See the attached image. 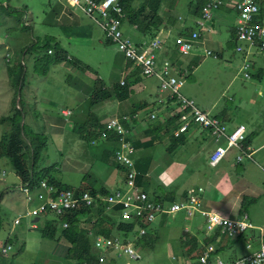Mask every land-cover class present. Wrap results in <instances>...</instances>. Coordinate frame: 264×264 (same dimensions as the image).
I'll list each match as a JSON object with an SVG mask.
<instances>
[{
  "label": "rangeland",
  "instance_id": "1",
  "mask_svg": "<svg viewBox=\"0 0 264 264\" xmlns=\"http://www.w3.org/2000/svg\"><path fill=\"white\" fill-rule=\"evenodd\" d=\"M57 1L0 0V118L12 114V101L16 95L17 87L15 81L14 83L12 82L14 79L11 78L10 74L12 68H17L19 59L17 51L20 50L12 46V50L8 51L5 49V45L7 42H11L12 44L14 42L17 43L16 38L21 36L25 46L30 43H35V45L32 65L30 61L32 55L23 56L27 60V62L24 61L28 71L27 74L25 73L24 88L22 92L17 91V97L18 100L22 98V102L26 101L29 104V112H26V116L24 117L25 121L32 126L31 128L35 130V133H43L48 136V146L44 152L42 165L45 167H55L56 170L53 172L54 178L65 186L73 188L91 186L94 188L93 190H99L100 184L98 185L96 182L92 183L90 181L91 177H93L92 171L95 169L97 171L95 175H98L103 168L109 169V165L111 164L90 161L91 156L87 158V153L84 154L83 151L87 152V150L90 151L92 149L96 151L97 142L104 140L97 139L96 143L85 142L80 137V129L72 130L71 124L68 122V120L74 123L75 121L81 122L84 120L85 115L89 113L88 111L86 113V109L84 108L86 104L76 108L78 102L75 100L76 104L69 103V100L66 99L67 95H64L61 97L60 103L55 105L50 103L47 93L52 91V88L55 87L54 85L60 86V82L65 83L66 86L75 88L78 91L77 94L82 99L88 93L95 91L96 87H100L103 84L105 85L104 87L110 88L112 91L130 89L134 92V90L137 91V87L132 86V76L129 75V72L126 75L127 69L124 65L126 58L116 44L104 39V34H102L103 32H101L102 30L97 23L95 24L91 17L82 11L80 7L71 6L67 0H65L67 3L62 1L58 3ZM170 1L172 2V0H162L163 7L169 8ZM176 1L177 8L172 11L176 20L180 14H189L190 1L193 2L194 8L199 2V0ZM8 5L9 10L7 9ZM7 11H9L11 17L7 16ZM20 18L23 30L20 29V25L17 22ZM9 20L11 22H8ZM31 20L37 22L35 30L34 28L27 27L29 23H26ZM88 23L92 24L93 27L95 26L97 36L102 37V43H99L100 37H93L91 43H89L88 38H86L87 33H83V30L80 28V25L85 26ZM70 24L75 27V31L73 28L68 27ZM17 25L19 26L18 30L20 33L16 29H13ZM124 28L127 31L130 27L124 25ZM172 35L174 39L177 36L176 32H173ZM47 36L55 37L63 45L66 52L74 56L72 61H68V65L74 67L73 70H69L67 66L54 63L51 64L48 73L43 75L44 67H42V61L49 58L45 56L48 44L45 43ZM128 36L134 42H138L139 40L136 30L133 28L129 29ZM182 55V59L188 57V55ZM9 56L13 58L11 57L9 60ZM176 57L179 58L177 53ZM259 58H256L257 62ZM13 59H15L16 64L10 66L13 63ZM75 63L77 67L74 66ZM225 64H227L225 60L214 56L197 58L194 64H190L189 70L185 69L182 75H177L183 81L180 93L188 98L191 96L196 104L206 106L210 112H217L219 109L226 108L229 113H233L237 122L247 126L252 138L253 149L257 150L253 153L252 161L244 160L243 164L235 162V153H228L229 155L219 165L220 168L229 167L228 174L230 175H228V178L232 185V191L221 194L220 196L222 197L216 198V200H211L206 195H203V197L205 198L206 205H210L208 206L209 208L225 215L238 214L241 201L244 200L246 202L245 211L249 214L250 221L264 231V96L259 94V88H264V82L260 83L256 81V77L253 76L245 78L241 71L239 72L236 69L230 70L226 68ZM228 64L232 63L228 62ZM58 65L59 68H54ZM195 65H199V67L196 68ZM238 68L239 66H237ZM138 75L139 78H142L140 72ZM93 76H96V78L93 79ZM98 78H100L99 81H97ZM47 79H50L51 83H48ZM123 81L127 82V85H122L121 82ZM144 81L149 84L151 81H155V78H151L150 80L143 79L142 82ZM152 88V94L157 96L158 94L166 95V93L156 88L154 84H152ZM73 97L70 98L74 100ZM146 98L147 101L152 99L150 97ZM82 99L80 100L82 101ZM9 100L11 101L10 104ZM115 105L113 102H109L104 108L105 111L100 113L99 117L105 116L106 118H110L118 116L120 112L114 107ZM63 107L72 108L75 113L72 116H65L62 113ZM210 114L215 115L214 113ZM83 115L84 118L81 119ZM68 123L70 126H68ZM9 129L10 124L8 122L0 125V141ZM59 134L61 136H57ZM184 156L187 157L185 154ZM207 156L206 151L203 156L195 161H198V165L203 164L199 160H204ZM209 165L211 167L210 160ZM111 166L110 169L113 173H118L116 168L113 165ZM211 171L212 169L210 168L206 170V165L204 171L201 170L200 173L204 175L201 177L203 182H205L204 178L206 175ZM182 180L185 184L190 181L188 173ZM14 181L16 183L21 182L16 177V172L8 159L0 158V194L4 186L3 183L11 184ZM226 181L227 178L221 180L222 183ZM227 188L229 190L226 184L224 189L227 190ZM251 199H253L252 202H250ZM35 201L38 202V200ZM36 202L35 206L38 205ZM0 212L2 213L1 205ZM49 217L52 218L54 216L50 215ZM3 218L6 220V227L9 222V241L12 243L13 249L8 254L1 252V257L6 260L13 259L10 264H59V261L51 258L52 256L61 257L58 252L63 250L62 242L58 239V236L61 235V225L58 222H56L57 224L54 228L55 237L52 239L43 236V232L41 233L38 230L30 228L34 220L31 216L23 215L21 217L22 223L15 227H13L14 214H9V216ZM162 218H164V226L158 223V220ZM194 219H198L199 224L204 221L202 217L200 218V215H196L193 218L186 217V219L181 218L180 214L161 215L149 226V236L140 237L136 243L137 247L139 246L140 259L135 260L127 257L121 264H125L128 261L131 264H176L175 260L172 259V254L183 252L182 244H184V240H182V235L186 240L190 241L182 230L186 229V226ZM44 222L46 220L43 219L40 224L43 225ZM110 224H105L104 227L106 229L103 232L107 234L108 232H114L116 235L121 234L117 233L115 227ZM157 229L158 231H156ZM200 230L202 232L204 228L200 227ZM258 232L259 230H257ZM1 244L3 242L0 243V249L2 247ZM253 246H257V243L254 242ZM49 247H52V249L47 251ZM189 248L192 250L193 245ZM225 252L227 254H224L223 257H227V255L239 257L247 254L249 250L246 248L245 240L241 239L225 249ZM64 258L66 259V254H64ZM67 262L74 264L70 260H67ZM0 264L6 263H2L0 260Z\"/></svg>",
  "mask_w": 264,
  "mask_h": 264
},
{
  "label": "built area",
  "instance_id": "2",
  "mask_svg": "<svg viewBox=\"0 0 264 264\" xmlns=\"http://www.w3.org/2000/svg\"><path fill=\"white\" fill-rule=\"evenodd\" d=\"M71 6H78L103 30L105 37L119 48L127 61L133 63L135 68L145 77L155 76L160 83V91L167 94L161 101L176 100L179 105L178 128L176 135L188 132L192 127L206 129L218 143L210 154L211 166H218L232 150L237 151L236 163L252 160L256 151L251 144H245L248 132L244 125L229 130L227 123L218 117L201 109L196 102L180 93L183 81L175 74L174 65L170 59H165L161 64L158 61L159 51L165 47L166 37L160 34L142 43L134 42L123 31V23L128 13L119 0H67ZM226 4V0H208L201 12L198 24L204 28L205 24L213 18V13ZM258 0H239L236 4L237 19L235 25V51L243 56L238 71L245 78L255 77L257 67L252 56L260 53L264 56V22L258 18L260 13ZM200 37L199 31H192L189 35H178L174 43L181 54L188 55L194 50V44ZM52 53L51 50H49ZM204 55L219 57L210 49H204ZM227 67L231 69V66ZM124 84V81L122 82ZM64 115L70 114L69 110L63 111ZM175 115V116H176ZM155 113L151 118H156ZM128 115L115 116L106 122V131L117 133L118 146L114 150L116 162L125 173L124 181L119 188L108 192H91L87 189L58 188L42 182L37 189L39 204L29 209L24 215L33 218H43L48 215L58 217L66 212L85 210L96 204H104L107 211L120 206V216L123 220H137L136 231L128 237L121 234L108 236L99 235L95 240L98 250L96 264H110L113 258L128 257L140 259L136 245L140 237L147 234L148 228L161 215L184 214L188 218L200 215L204 231L199 234L194 230L186 231L190 239L187 246L193 244L191 252L182 255H173L172 259L180 264H264V231L250 221L247 212L234 215H225L209 208L204 200L202 188H190L182 198L172 201L154 198L137 183L138 170L135 162V146L130 138V129L125 125ZM103 137H106L104 134ZM96 143V141H93ZM27 193L28 186L24 187ZM21 217L15 220L18 224ZM142 222L143 226L139 225ZM37 227V222H32ZM65 228L68 222L63 224ZM257 230L259 232L257 233ZM199 235V236H198ZM246 235L245 245L249 252L245 255L226 259L217 253V246L221 238L236 239ZM198 242L194 244V237ZM210 237L206 243L205 239ZM257 246H253V243ZM224 245V244H223ZM13 249L6 244L1 248L3 254H8ZM199 250V251H198ZM88 264V263H84ZM125 264H131L129 261Z\"/></svg>",
  "mask_w": 264,
  "mask_h": 264
},
{
  "label": "crops",
  "instance_id": "3",
  "mask_svg": "<svg viewBox=\"0 0 264 264\" xmlns=\"http://www.w3.org/2000/svg\"><path fill=\"white\" fill-rule=\"evenodd\" d=\"M59 1L66 2L65 0H58L57 2L59 3ZM238 1L239 0H226V4L221 9H217L216 11H214L213 18L205 24L204 28H201L198 24V20L201 16L200 15L201 8L202 6H204V3L200 4L201 6L200 10L196 12L193 2L190 1L189 14L187 15L180 14V16H178L176 20V18L172 14V11L177 8L176 0H172V2L171 1L169 2L170 3L169 8L163 7L162 0H134L126 6L128 16L123 23V31L125 35L128 36V31L130 28L136 30L137 36L139 37L138 42L135 41L136 43H142L144 41L150 40L157 34H160L162 37H166L167 41L165 43V47L159 51L158 61L161 64L165 59H170L174 65L175 68L174 72L176 75H182L185 69L186 70L190 69V64H194V61H196L197 58H202L203 56H206L203 54L204 49H210L215 53H217L219 55L218 58H222L223 60L226 61L227 63L225 64L226 68H228L227 67L228 65L231 66L230 70L232 69L238 70L239 68L237 69V66L240 67V64L242 63V59H243V56L235 51V46L237 44V41L235 39V25L237 19L236 4ZM151 2L152 4L151 6H149ZM258 2L261 8L258 18L264 22V0H258ZM144 3L146 4V6L142 8ZM154 9H156V12H154ZM7 16L11 17V15L8 14ZM8 22H11V20H9ZM26 24H28L29 26H31V28H34L35 30V26L37 22L31 20ZM124 25L130 28L127 29L126 31ZM68 27L73 28V30L75 31L74 29L75 27H73L71 24ZM80 28L83 30V33H87L86 38H88L89 43H91L93 37L94 38L100 37L101 39L99 43L103 42L102 37L99 35L97 36L95 26L93 27L92 24L88 23L85 26L80 25ZM13 29L19 31L18 28H16V26H14ZM196 30L199 31L200 37L194 44L195 46L194 50L190 54H188V57L186 59H182L181 56L183 55L176 48L174 43L175 39L173 38L172 33L176 32L177 36L178 35L187 36L192 31H196ZM101 32H103V30ZM102 34H104V32ZM31 36L32 38L34 37L33 34ZM16 39H17V43L14 42V44H12L11 42H7L5 45V49L11 51L12 46H15L17 49H22V47L25 46L22 37L18 36ZM104 39H106L105 34H104ZM175 53H177V56H179L178 60H175L176 59ZM68 56L71 61L74 59V56L70 55L69 53ZM11 57L12 56H9V60ZM25 57L23 58L22 62L23 64L26 65L25 61L27 62V60ZM33 57L34 54H32L30 59L31 65H32ZM257 57H260L258 62L256 61ZM252 58L257 63V67L254 71L256 81L263 83L264 56L261 55L260 53H256L252 56ZM228 62L232 64H228ZM15 64H16L15 59H13V63H11L10 66H14ZM58 64L67 66L69 70L74 69L73 66L68 65V61ZM124 65L127 69L126 75L129 72V75L132 76V86L137 87V91L134 90V92L130 89H127L129 90V92H126L127 94H125L124 99L119 97V95L116 93L117 91L114 92L112 91V89L106 87L109 91L112 92V95L107 100H103L95 105H91L90 99H91V95L93 94V91L91 93H88L86 97L82 99V97H80L77 94L78 91L75 88L66 86V84L63 82H60L61 84L60 86H57V84L54 85L55 87L52 86L53 87L52 91L47 93V97L49 98L50 103H53L55 105L57 103H60L59 101L61 97L64 95L65 96L67 95L66 99L69 100V103L76 104L78 102L76 108L79 106H84V104H86L84 108L86 109V113L87 111L89 113L85 115V118L84 115L83 117H81V119L84 118V120H82L81 122L75 121V123L68 120V122L71 124L72 130L74 131L77 130L78 128L79 129L81 128V124H83L86 121L90 112L95 113L100 123L106 124V122L113 117L106 118L104 116L100 118L99 115L100 113H103L105 111L104 108L109 104V102H113L114 104H116L114 107H116V109H118V111L120 112L118 116L128 115L129 118L127 122V127L130 129V138L136 149L134 155L135 162L136 163L138 162L139 164L136 166L138 167L137 170L140 176L138 180L139 182L138 185L143 190L147 191L152 197L154 196L164 197L167 195L168 196L171 195L174 196L175 199H179L182 198L187 192V190H189L190 188H195V189L202 188L204 190L203 195H206L207 198H210L211 200H216V198L222 197L220 196L221 194L231 192L232 185L231 182H229L230 180L228 178L229 177L228 175H230L228 174L229 167L227 166L225 168H220V165L216 167L213 166L210 167L209 165L210 154L218 146V143L214 140L212 135L206 129L200 127H192L188 132L181 135H176L174 131V135L177 138H179L178 141L179 143L174 150L169 152L168 148L174 142L173 140H175L176 138H174L173 140H169L170 138L169 136L171 135L167 133V130H165L162 125H166V122L170 118L178 114L179 111L178 102L176 100H168L162 102L161 99L163 97H166L167 94L165 96H163L162 94H158V96L152 94L153 93L152 84H154L156 88L160 89V83L157 77L155 76L145 77L142 75V78L141 77L139 78L138 73L140 71L135 68L133 63L125 60ZM74 66L77 67V64L75 63ZM195 66L196 68L199 67V65H195ZM15 68H12V71H14ZM54 68L56 69L59 68V65L55 66ZM27 71L28 70L26 69V74ZM94 78H96V76H93V79ZM151 78H155V81H151L149 84L146 81L142 82L143 79L150 80ZM99 79L100 78H98L97 81H99ZM46 81L48 83H51L50 79H47ZM52 82H54V80H52ZM122 85H127V82L124 81V84ZM103 86L105 85L103 84ZM259 91H260L259 94L260 95L262 94L264 96V88L263 87L259 88ZM28 96H29V92H28ZM70 97H73L74 100H72ZM146 97H150L152 99L147 101ZM80 99H82L83 102ZM10 103L11 101L9 100V104ZM24 103L27 112H29L28 102L24 101ZM199 107L205 111H208L209 113H214L215 114L214 116L226 122L229 130H234L237 126L244 125L248 132L247 126L243 123L237 122L235 120V115H233V113H229L226 108H222L221 110L219 109L217 112H210L206 106L200 105ZM66 110H69L70 112V114L67 116H72L75 113L74 110L69 107H63L62 113L63 111ZM153 113L157 115V117L154 119L151 118V114ZM70 124L68 126H70ZM155 127H161V130L151 132L152 129H155ZM249 135L250 132H248V136ZM57 136H61V134ZM159 137H161V139H159ZM152 142H155V145L153 147L152 146L150 147V143ZM97 144L98 145L95 147L96 151L92 149L90 151L87 150V152L83 151V153L84 154L87 153V158L91 156L90 161L109 163L113 165L118 171V173H113V171L110 169L112 166L108 164L109 169L103 168L101 170V173H99L98 175L97 174L95 175L97 171H95L94 169L92 171L93 177H91L90 181L92 183L96 182V184L98 185L100 184L99 190H95L97 192H100L101 189H106L110 191L119 188L124 181L125 173L123 169H121L116 165L114 160V150L118 146V142L108 140V141L97 142ZM251 145L253 146L252 142ZM206 151L208 155L207 158L204 160H199L203 164L198 165L197 164L198 161L195 160L203 156ZM230 153H235L234 156V160H235L237 151L232 150L229 152V154ZM184 154L187 157H185ZM205 165H206V170L210 168L212 169V171L208 175H206V177L204 178L205 182H203V179L201 180V177L204 175L201 174L200 172L201 170L204 171ZM93 168H94V163H93ZM187 173L190 176V181H188V183L185 184L182 178ZM16 177L21 181L17 173H16ZM223 178H227V181L225 183L221 182ZM3 184L4 186L2 187L1 189L2 192L0 194V205L2 208V213L0 212V217L3 219L4 222V226L2 224L3 228L0 230V243L3 242V244H1L2 247L6 244L12 245V243L9 242L10 239L9 238L10 235L8 234L9 222L7 223V227H6V222H5L6 220L3 217L9 216V214H14L13 227H15L16 225L22 223L21 220L20 223L16 224L15 220L19 217H22L29 209L33 208L36 205L35 200H37L36 199L37 190L32 193H27L24 190L25 186L22 183V181L20 183H16V181H14L11 184L8 183H3ZM226 184L229 187V190L228 188L227 190L224 189ZM91 188L92 190L94 189L91 186H85L79 189H91ZM36 203L39 204V202ZM111 212H113L111 213L113 216H116L115 211L111 210ZM180 215L181 218L186 219L184 214H180ZM47 217H43V219L47 220ZM36 219L39 220L36 221ZM43 219L34 218L32 222H39V223L37 227H34L31 224L30 228L33 230H38L42 233L45 230V225H44L45 222L43 223V225L40 224V222ZM197 220L198 219L192 220L190 224L186 226L187 228L182 230L185 235L187 234L186 231H188V229L194 230L198 234L200 233L201 230L199 226H201L203 221L199 224V220L198 221ZM158 223L161 226H164L165 223L164 218L159 219ZM156 231H158V229ZM198 236L193 238V240L194 239L196 240V241L194 240L195 243L198 242L199 239ZM45 237L54 239L53 237L50 236H45ZM59 240L62 242V246H63V250H60L61 252H58L60 253L61 257L57 258L52 256L51 258L56 261H59V264H70L67 262V259L64 258V254H66L68 249V244L65 238L61 237ZM182 240H184V244H182L183 252L179 254L173 253L172 255H182L192 251L189 248L190 246H187V244L190 242L186 240L183 237V235H182ZM51 249L52 247H49L47 251H50ZM114 259H116L117 262L119 261L120 263H122L127 259V257H121V258L115 257ZM33 264H37V263H33ZM176 264H180V263L176 262Z\"/></svg>",
  "mask_w": 264,
  "mask_h": 264
},
{
  "label": "trees",
  "instance_id": "4",
  "mask_svg": "<svg viewBox=\"0 0 264 264\" xmlns=\"http://www.w3.org/2000/svg\"><path fill=\"white\" fill-rule=\"evenodd\" d=\"M134 0H119L121 5H123L126 9V6ZM208 0H199L197 6L195 7V11L198 12L200 10V4L206 3ZM152 2L149 4L151 6ZM146 4L142 6L144 8ZM203 7V6H202ZM9 10V5L7 6ZM202 10V8H201ZM127 11V9H126ZM153 11V10H152ZM156 12V9H154ZM128 13V12H127ZM8 15H11L9 11H7ZM155 14V13H153ZM201 15V14H200ZM21 18L19 19L18 24L20 25V29L23 30L21 26ZM19 26L17 25L16 28ZM31 28V26H27ZM45 43L47 44V52L45 56L49 57L46 60L42 61V67H44L43 75L48 73V69L50 68L51 64L54 63H62L65 61H69V56L62 44L55 39L53 36H47L45 38ZM54 43V44H53ZM34 45L35 43H30L27 46H23L18 52V63L17 68L14 71H11V78L14 80L12 81L16 84V95L12 101V110L11 115L2 116L0 118V125L8 122L10 124V129L2 136L0 141V158H6L12 165L15 172L20 177L24 186H28L30 188V192H34L37 189H40L42 186V182H46L54 187L62 188H73L70 186H65L62 182L55 179L53 176V172L56 170L55 167L49 166L45 167L42 165L44 159V152L48 146V136L41 133H35L34 129H32L24 119L26 116V108L25 103L22 102V98L18 100L17 91H21L24 88L25 77H26V65L23 64V56L32 55L34 54ZM52 51V53L49 52ZM28 53V54H27ZM176 54V53H175ZM175 60L178 58L175 56ZM37 60V59H36ZM174 60V59H173ZM14 84V85H15ZM91 95V105H95L103 100H107L111 95L112 92L109 91L103 85L100 87H96ZM117 90H114L116 92ZM126 92L129 90H120L116 93L119 95L120 98H125ZM178 117L173 116L170 118L166 125H162L169 136V140H173L174 142L169 146L168 150L171 152L174 150L177 145L179 138L174 135V131L178 128ZM127 126V123H125ZM44 128V127H43ZM161 127H155L152 129L151 132L159 131ZM81 138L88 143L96 141L97 139H103L104 141H118L117 133L108 132L106 131V124L100 123L98 118L96 117L94 112H90L86 121L81 124V128L79 131ZM104 134L106 137H103ZM161 139V137H159ZM252 138L251 135L247 136L245 144H251ZM155 142L150 143V147L154 146ZM115 163L118 167V163L116 162V158L114 155ZM139 165L138 162L136 166ZM121 168V167H120ZM138 168V167H137ZM139 174L137 176V183L139 184ZM79 189V188H76ZM91 192H97L92 189H87ZM100 192H108L106 189H101ZM147 192V191H146ZM148 193V192H147ZM158 199H167V200H174V196H164V197H155ZM253 199L250 200L252 202ZM246 202L244 200L241 201V205L237 213L247 212L245 211ZM116 212V216H113L111 213L107 211V206L104 204H96L91 206L85 210H79L75 212H66L63 215L58 217H52L46 220L45 222V230L43 231L44 236L55 237L54 228L56 226V222L61 225V235L58 236V239L65 238L68 249L66 252V259L72 261L74 264H84L85 262L88 264H96L98 260V250L95 248V240L101 234H106L108 236L116 235L113 233H105L103 232L106 228L104 227L105 224L111 223V226H114L117 233H121L122 236L128 237L130 234L136 231L138 226L137 220H123L120 216L121 207L118 206L114 210ZM118 216V217H117ZM161 217V216H159ZM65 222L69 223V226L65 228L63 224ZM3 222L0 218V230L3 228ZM142 222H139V225H142ZM147 234L143 235V237L149 236V227ZM54 235V236H53ZM184 237V236H183ZM186 237H191L190 235H186ZM244 239L246 241V235H242L236 239H226L225 237L221 238V243L217 246V253L224 256L227 254L225 249H227L230 245L238 242L239 240ZM195 240V239H194ZM196 241V240H195ZM206 243L210 241V237L205 239ZM10 242V241H9ZM194 244H196L194 242ZM224 244V245H223ZM193 245V244H192ZM226 259L228 258H236L232 255L225 256ZM0 260L2 263L10 264L13 259H4L1 257L0 251ZM110 264H121L119 261L117 262L116 259H112Z\"/></svg>",
  "mask_w": 264,
  "mask_h": 264
},
{
  "label": "water",
  "instance_id": "5",
  "mask_svg": "<svg viewBox=\"0 0 264 264\" xmlns=\"http://www.w3.org/2000/svg\"><path fill=\"white\" fill-rule=\"evenodd\" d=\"M39 219H36V221H38Z\"/></svg>",
  "mask_w": 264,
  "mask_h": 264
}]
</instances>
